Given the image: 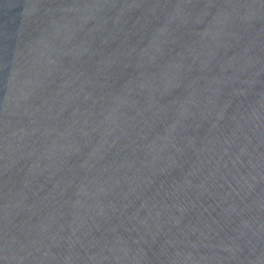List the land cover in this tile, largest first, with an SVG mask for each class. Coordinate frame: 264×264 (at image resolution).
<instances>
[{
	"label": "water",
	"instance_id": "obj_1",
	"mask_svg": "<svg viewBox=\"0 0 264 264\" xmlns=\"http://www.w3.org/2000/svg\"><path fill=\"white\" fill-rule=\"evenodd\" d=\"M0 264H264V0H0Z\"/></svg>",
	"mask_w": 264,
	"mask_h": 264
}]
</instances>
